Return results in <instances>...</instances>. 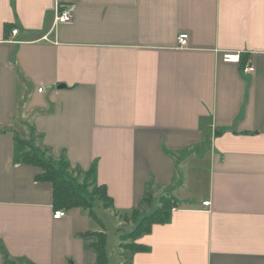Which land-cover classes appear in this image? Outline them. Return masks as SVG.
Segmentation results:
<instances>
[{"label": "crops", "instance_id": "0c3cea01", "mask_svg": "<svg viewBox=\"0 0 264 264\" xmlns=\"http://www.w3.org/2000/svg\"><path fill=\"white\" fill-rule=\"evenodd\" d=\"M56 6L72 20L54 27ZM15 136L95 164L119 235L144 197L173 198L146 251L118 237V264H264V0H0V264H95L98 223L52 217Z\"/></svg>", "mask_w": 264, "mask_h": 264}, {"label": "trees", "instance_id": "16d2710c", "mask_svg": "<svg viewBox=\"0 0 264 264\" xmlns=\"http://www.w3.org/2000/svg\"><path fill=\"white\" fill-rule=\"evenodd\" d=\"M240 57V65L243 67L246 57L244 55H240ZM15 159L18 162L38 168L36 179L49 182L52 185V204L54 210H68L72 207H81L88 210L89 216L98 223L101 229L96 233L97 240L94 244L97 252L95 264H108L106 232L102 222L94 214L93 208L96 201L100 202V205L105 208H111L113 204L105 186L97 182L95 164L86 171H78L80 174H84L85 179L83 182H80L76 176L72 175L73 168H71L69 161L65 157L59 156V158H55L47 147L35 145L34 137L32 136L30 139L15 136ZM160 200L162 201L160 207L148 213L139 215V209L132 211L130 218L135 222L134 227L131 231L119 235V247L122 249V253H120L121 257H124V250L131 252L146 251L148 247L135 241L142 235L150 232L153 224L165 223L169 220L175 201L165 196L161 197ZM144 201L145 203L149 202L150 196L144 197ZM129 239L132 240L131 243L126 242ZM5 263L18 264L15 261L9 260L7 256H5Z\"/></svg>", "mask_w": 264, "mask_h": 264}, {"label": "rangeland", "instance_id": "374dc122", "mask_svg": "<svg viewBox=\"0 0 264 264\" xmlns=\"http://www.w3.org/2000/svg\"><path fill=\"white\" fill-rule=\"evenodd\" d=\"M33 137V136H32ZM31 138V137H30ZM28 138V139H30ZM25 139V138H23ZM56 158V157H55ZM53 159V158H52ZM57 160V159H55ZM71 172V170H70ZM73 176H76L78 181L83 182L84 179V174H80L78 171H72L71 172ZM150 196V201L147 203H144L141 208H143L145 211L148 213V210L152 211L157 209L158 207H160V205L162 204V201L158 198H152V194H149ZM165 197H170V196H165ZM171 200H173L172 197H170ZM156 200V201H155ZM154 201V202H153ZM98 203V204H96ZM101 203L100 202H95L94 204V208H93V212L94 214H96L99 219V221L102 220V224L103 227L105 229L106 235H107V248H108V252H109V264H118V258L116 255V250H117V243H118V237H119V233L124 232V231H128V229H126L125 227L123 229H118L115 226V220L112 217V215L105 210L103 207H100ZM86 211H88L87 209H85ZM101 230V229H100ZM126 242L131 243L132 240H126ZM125 264V263H124Z\"/></svg>", "mask_w": 264, "mask_h": 264}, {"label": "built area", "instance_id": "2783aa9c", "mask_svg": "<svg viewBox=\"0 0 264 264\" xmlns=\"http://www.w3.org/2000/svg\"><path fill=\"white\" fill-rule=\"evenodd\" d=\"M73 18V15L70 10L67 8H61L59 6H56L54 11V17H53V26L55 27L58 24L67 23L70 22ZM19 29L18 28H12L10 30V35L13 37L10 39L11 41L18 42L14 38V36L18 35ZM40 39L42 40H48V33L43 34ZM177 45L180 47H184L188 43V34L187 33H180L176 37ZM240 53L238 52H224L222 55V60L225 62H234V63H240ZM244 73H254L255 67L253 65H250L248 63H245L243 67L241 68ZM38 91H42V88H39ZM202 205L207 207L210 205L209 201H203ZM66 215V210L64 209H56L54 210L52 217L54 219H60Z\"/></svg>", "mask_w": 264, "mask_h": 264}, {"label": "water", "instance_id": "95a60500", "mask_svg": "<svg viewBox=\"0 0 264 264\" xmlns=\"http://www.w3.org/2000/svg\"><path fill=\"white\" fill-rule=\"evenodd\" d=\"M60 86H62V85H60ZM70 264H74V263H70Z\"/></svg>", "mask_w": 264, "mask_h": 264}]
</instances>
